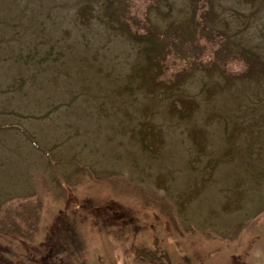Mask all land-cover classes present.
I'll return each mask as SVG.
<instances>
[{"label": "rangeland", "instance_id": "rangeland-1", "mask_svg": "<svg viewBox=\"0 0 264 264\" xmlns=\"http://www.w3.org/2000/svg\"><path fill=\"white\" fill-rule=\"evenodd\" d=\"M57 248L264 264V0H0V264Z\"/></svg>", "mask_w": 264, "mask_h": 264}, {"label": "trees", "instance_id": "trees-1", "mask_svg": "<svg viewBox=\"0 0 264 264\" xmlns=\"http://www.w3.org/2000/svg\"><path fill=\"white\" fill-rule=\"evenodd\" d=\"M204 14V13H203ZM175 21H177V20H175ZM175 24H177L178 26H180V30H181V32H180V36H182V37H184V36H187V34L188 33H186L185 32V30H183L184 28H182L183 26H181L180 24H179V22L177 21ZM146 33V32H145ZM221 35H223V34H221ZM145 36H146V34H145ZM145 38V37H144ZM144 41V40H143ZM247 70H248V68H247ZM246 73H248V71H246ZM187 106H192L191 104H189L188 103V105ZM193 106H195V104L193 105ZM40 247V250L42 249V246H39ZM51 250V249H50ZM62 252V255L64 254V251L63 250H61V249H59V248H57V250L55 251V252H52V253H50V254H48V255H46V257H44V259H45V262H44V264H57L56 263V261H57V258H58V256H60V253ZM36 254H35V258H36V256H37V252H35ZM27 256H28V254H27ZM30 257V258H29ZM62 259V258H61ZM25 260H27V261H32V258H31V256H28ZM22 261H24V260H21V261H19L21 264L23 263ZM35 261V260H34ZM40 264H43L42 262L40 263Z\"/></svg>", "mask_w": 264, "mask_h": 264}]
</instances>
